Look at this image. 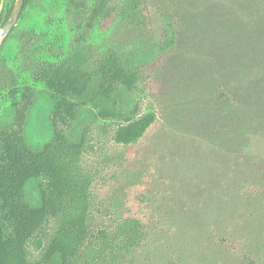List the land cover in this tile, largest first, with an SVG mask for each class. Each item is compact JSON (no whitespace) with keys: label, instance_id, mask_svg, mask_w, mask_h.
<instances>
[{"label":"rangeland","instance_id":"obj_1","mask_svg":"<svg viewBox=\"0 0 264 264\" xmlns=\"http://www.w3.org/2000/svg\"><path fill=\"white\" fill-rule=\"evenodd\" d=\"M145 2L144 25L118 15L91 25L95 0L84 9L25 0L0 47V131L16 128L12 89L30 86L23 135L43 146L53 98L35 78L39 63L69 58L93 70L99 54L116 51L140 70L135 90L119 87V104L154 123L138 143L118 145L113 130L123 121L101 117L87 95L65 129L72 141L90 132L97 200L144 217L146 240L131 264H264V0ZM14 3L0 1V33ZM37 184L25 188L31 203ZM95 214L110 223L104 208Z\"/></svg>","mask_w":264,"mask_h":264},{"label":"trees","instance_id":"obj_2","mask_svg":"<svg viewBox=\"0 0 264 264\" xmlns=\"http://www.w3.org/2000/svg\"><path fill=\"white\" fill-rule=\"evenodd\" d=\"M75 5L84 9L87 0H75ZM146 8L145 0H122L120 6L95 0L89 24L118 15L129 25H144ZM35 78L51 90L52 137L39 148L27 144L23 129L35 91L30 86L12 89L16 128L0 131V264H131L146 240L144 217L130 206L97 200L96 173L86 158L93 150L90 132L85 129L79 141H72L65 127L91 95V106L101 117L123 121L113 130L115 143H138L156 118L133 116L137 108L128 115L115 94L120 86L135 90L140 70L109 50L98 55L93 70L69 58L40 62ZM34 179L38 199L31 203L25 188ZM96 207L105 209L108 225L96 223Z\"/></svg>","mask_w":264,"mask_h":264},{"label":"water","instance_id":"obj_3","mask_svg":"<svg viewBox=\"0 0 264 264\" xmlns=\"http://www.w3.org/2000/svg\"><path fill=\"white\" fill-rule=\"evenodd\" d=\"M24 4H25V0H15L14 6L11 10V13H10L6 23L4 24L1 33H0V47L2 46V44L7 39L8 35L11 32V30L13 29V27L16 25V23L20 17L21 12L23 11Z\"/></svg>","mask_w":264,"mask_h":264}]
</instances>
